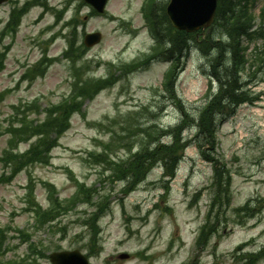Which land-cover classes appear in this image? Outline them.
<instances>
[{"label": "rangeland", "instance_id": "rangeland-1", "mask_svg": "<svg viewBox=\"0 0 264 264\" xmlns=\"http://www.w3.org/2000/svg\"><path fill=\"white\" fill-rule=\"evenodd\" d=\"M16 1L18 4L11 3L12 5L0 9V18L3 21L8 18L12 7H21L33 0H13V3ZM66 1L68 0H51L49 7L61 9ZM156 1L165 8L169 4V0ZM144 2L145 0H110L106 16L88 17L90 8L83 7L81 10L80 1L75 0L70 5L66 18L76 16V19H79L78 23L83 26L79 27V32L85 31L84 35H81L82 42L88 33H102L101 43L85 53L87 61H101V68L94 62L91 69H85L77 76L69 63L62 59V54L67 48V38L60 36L54 43H46L50 45V55L58 58L47 74L37 77L32 84L18 86L17 81L21 74L33 66L42 55L40 49L34 47L35 41L49 39L60 30L58 26L43 34L47 27L55 23L54 10L43 12L44 9L39 3L31 8L23 18L17 38L14 41L7 38L4 42V46L12 43L7 52L6 68L0 73V93L12 91L6 94L5 100L0 103V156L3 155L9 139L5 131L10 123L7 122V117L11 114L12 105L21 100L35 99H39L38 105L41 108L57 104L72 95L69 93L75 81H79V84H94L100 75H106L108 62L116 65L131 63L151 52L155 43L142 16ZM263 7L264 1L259 0L255 7L258 17ZM257 23L260 25L259 21ZM74 25L71 24L72 29ZM216 27H211L212 32H217ZM214 36L216 44H220L221 38L218 34ZM196 38H188L193 41L194 49L183 62L184 71L176 84L178 95L173 88L169 91L163 88L164 75L169 65L162 60L154 61L148 66L141 65V69L133 74L116 70L113 85L109 84L110 86L95 91L91 98H79L77 102L84 114L73 115L72 128L58 141L52 153L51 165L45 166L35 162L32 164L34 167L21 173L12 183L0 184V225L5 228L11 226L2 246L3 255L0 261L31 258L38 259V264H50L49 259L42 256H49L58 246L62 251L80 249L86 254L90 252L88 248L90 249L91 236L81 227V217L83 211L92 213L95 209L82 206L62 218L61 222L57 223V228L51 229L52 226H48L37 229L34 214L26 210L29 206L25 201L28 172L33 174L37 184V200L47 208L51 203L50 194L42 182L54 183L60 198L70 199L77 190L75 177L87 186L95 185V181L100 180V175L92 168L96 161L91 160L90 164L86 162L90 153L97 155L104 148L113 154L118 153V156H126L128 146L140 143L138 137L142 132L141 128H136L134 122H125L132 115L128 114L129 112L148 107L149 115L147 111H143L141 120L148 116L162 126L175 127L184 119V127L188 126L191 117L195 119L194 117L197 118L199 113L205 110L204 105L220 86V75L226 72L222 63L216 67L211 66V57L217 51L199 45L205 41L203 37ZM257 45L260 52L263 49V41L251 42L246 38L239 42L241 55L244 54L246 59H250V63L257 54ZM3 51L4 47L0 46V52ZM178 70L180 69L177 67L173 69L175 73ZM254 71L256 70L251 69L250 65L244 69L242 76L244 78L246 75L245 81ZM93 73L98 78H95ZM211 75L215 78L209 91ZM257 75L258 73L252 76L254 83L246 90L234 93L233 99L240 101L251 95L253 100L258 101L253 106L241 105L235 116L227 118L219 127L216 152H213L210 145L205 147V151H210L213 157L220 159V171L229 173L230 201H217V204L209 209L213 196L218 193V175H215V164L205 161L198 144H192L200 135L209 136L212 133L208 121L204 120L202 128L198 123L197 127L186 129L184 141L179 133L181 146L186 154L177 177L171 184L168 197L162 198L166 193L163 188V177L166 174L161 166L154 168L147 181L129 197L125 192H121L124 187L121 183L98 184L94 199L99 198L95 197L101 190L102 194L105 192L109 195L111 207L107 215L100 217L103 252L99 256H91V264L256 263L255 257L248 253H264V73ZM90 88L93 91L94 87ZM238 89H241L240 85ZM149 119H145L143 123ZM108 131L116 133L114 142L108 140ZM203 135L202 142L208 137ZM30 141H34V136ZM163 142L171 143L172 140L167 138ZM29 145H22L21 151H26ZM13 157L15 156L5 153L4 163L14 161ZM122 167L124 164H119L116 169ZM4 171L5 167L0 163V177ZM9 171L7 170L8 173ZM70 171L74 173V177ZM107 175H111L110 171ZM58 195H54L53 199ZM65 202L67 203L66 200ZM247 204L250 208L245 211ZM59 205L62 209L57 214L66 209L62 202H59ZM206 222L208 224L205 233L197 243L200 227ZM62 227H66L65 231ZM130 228L132 234L129 233ZM17 229L32 235L33 249H30L29 243L26 242L27 236H18ZM97 250L98 247L94 252ZM139 252H145L153 257V260L147 263L135 257L134 254ZM125 254H130V258ZM257 264H264V259Z\"/></svg>", "mask_w": 264, "mask_h": 264}, {"label": "trees", "instance_id": "trees-1", "mask_svg": "<svg viewBox=\"0 0 264 264\" xmlns=\"http://www.w3.org/2000/svg\"><path fill=\"white\" fill-rule=\"evenodd\" d=\"M230 2V3H229ZM251 3V0H220L219 1V8H218V23L220 22V17L226 18L224 25L226 27V30L231 34L234 41L240 40L241 36L244 34H247L250 32L254 18L252 15H250V9L249 4ZM245 4L244 7H240V5ZM247 4V5H246ZM223 13V14H222ZM227 14V17L224 16ZM222 25V24H221ZM164 26L165 31H162L163 38H167L170 40V42L167 41L166 45L171 44V49L167 51L168 53L177 54L178 56H181L183 54V51L185 48H188L187 45V38L186 35L176 32L173 30L169 24L166 18H164ZM159 32L160 29L158 28ZM71 38L69 40L70 42V49L68 51V59L71 61V70L73 72H76L77 76L82 72L83 70L91 69V66L83 62L85 53L87 49L84 47V45H80L79 35L78 33L73 30L71 31ZM174 37V38H173ZM208 42H210L213 45H217L213 42V40L209 37ZM234 62L236 64L233 66L231 73V79L229 78V91L231 94H234L236 91L235 89L238 86V72L240 71L242 63L240 62L238 53H234ZM221 63V58L216 59L213 66L216 67ZM220 75V74H219ZM114 81V75L111 76L110 79L102 80L97 79L94 81V84L90 82H81L83 84H79V81H75L73 84V91L72 95L68 98H65L63 102L60 105H57L55 108L51 109V111L48 113V119L45 123L34 126V122L28 120V115L24 113V121L22 125V129L18 131H14L13 140L11 141L12 144H14L16 141L19 140H26L28 136H38L39 141L37 143L36 148L31 150L32 154L26 155V159H28L31 164H34L35 162H46L49 160V153L51 150L56 146V142L58 138L64 134L69 128V121L71 115L75 114L78 111H81V108L79 106V103L77 102L80 97H90L93 96V93H96L95 91L102 90L106 88L107 86H110L109 84L113 85ZM113 82V83H112ZM248 82H246L247 86ZM90 86H93V91H91ZM227 88V87H226ZM228 94V88L221 89L218 94L210 100V102L206 105L204 108L205 110L202 111L200 115V122L199 125L202 128L204 120L208 121V126L212 129V133L207 137V140H205L204 143H201L199 145L200 152L202 153V157L206 160L212 161L215 164V172L218 175L219 181L225 177L226 172H221L219 167V160L212 156V153L210 151H205L206 145H210L213 152H216V148L218 145L217 143V127L220 124L219 116L224 117L227 106L224 104V95L226 96ZM232 102L231 107H235L239 104L240 101H235L233 99V95H231ZM84 99V98H80ZM144 111V110H143ZM143 111L140 112H134L132 115L125 121L128 124H131L134 122L136 124V128H141L142 132L139 135L138 138H140V143L138 146L139 152L134 156V158L128 161H119L115 162L111 160L110 155H100L99 158L101 159V163L107 165L111 171H113V176L110 178H114L116 180H124L129 181L131 184H134L133 182L140 181L144 175L151 169L154 165L159 164L163 165L165 168H167L170 173H173V170H176L179 162L181 161L183 155V147L181 146V140L179 139V133L181 132L182 128L184 127L183 123L182 126L177 127L176 129L171 130L170 132L175 135V141L172 145L166 146L161 145L160 140L163 137V135L169 133L165 132L156 126L148 125V123H142V117L141 114ZM151 121V119H150ZM152 122V121H151ZM125 123V124H126ZM152 132V134H149ZM203 135V134H202ZM201 140V139H198ZM151 144V145H149ZM128 148H133V146H130ZM33 151L35 153L33 154ZM24 158V159H25ZM119 164H124V167L120 169L118 168ZM174 174V173H173ZM224 194L226 198L228 199V202L230 201V197L228 196L229 189L226 187L224 189ZM93 191L92 189L88 190V193H85V187H83L79 198L75 197L74 200L68 201V204L75 206L79 202H83V204L92 202L93 200ZM223 195V192L221 191L218 195L219 199L221 200V197ZM217 203V199H215V204ZM214 204V206H215ZM70 209V206L68 205L67 210ZM53 212H48L44 215V218H52ZM67 214V213H66ZM98 216H95V220H97ZM55 220L57 219L54 218ZM204 232L206 230V227L204 226L203 229ZM14 264H25L23 263H14Z\"/></svg>", "mask_w": 264, "mask_h": 264}, {"label": "water", "instance_id": "water-1", "mask_svg": "<svg viewBox=\"0 0 264 264\" xmlns=\"http://www.w3.org/2000/svg\"><path fill=\"white\" fill-rule=\"evenodd\" d=\"M87 1L91 2L100 12L104 11L107 2V0ZM211 1L212 0L205 1V9L203 10L200 5L196 4L198 0H172L168 9V14L177 28L194 31L201 26L207 27L212 23L215 2H213V7H207V3H210ZM100 40V34L88 35L86 37V44L88 46H93L99 43ZM56 257L57 264H88V262H86V260L78 253L62 254ZM53 258H55V256Z\"/></svg>", "mask_w": 264, "mask_h": 264}]
</instances>
